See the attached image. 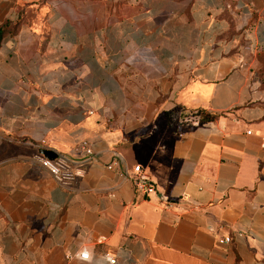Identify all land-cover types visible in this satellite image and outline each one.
I'll list each match as a JSON object with an SVG mask.
<instances>
[{"label":"crops","instance_id":"0c3cea01","mask_svg":"<svg viewBox=\"0 0 264 264\" xmlns=\"http://www.w3.org/2000/svg\"><path fill=\"white\" fill-rule=\"evenodd\" d=\"M177 106L217 116L169 123ZM82 140L99 160L68 183L37 161L77 164ZM105 251L264 264V0H0V264Z\"/></svg>","mask_w":264,"mask_h":264},{"label":"built area","instance_id":"2783aa9c","mask_svg":"<svg viewBox=\"0 0 264 264\" xmlns=\"http://www.w3.org/2000/svg\"><path fill=\"white\" fill-rule=\"evenodd\" d=\"M183 119H188L192 122H196L197 114L185 115L183 116ZM72 151L74 153V156H80L77 164H73L69 158H67L64 154L61 153L56 154L54 158H47L40 154L37 157V161L42 167L47 169L52 174V176L57 182L65 184L73 178L82 175L90 164L99 160V155L92 151L90 145L85 140L76 143ZM116 155L121 156L118 152H116ZM111 164L112 162H108L105 165L106 167L110 168ZM140 171L141 166L139 164H134L130 170L127 168L126 164H124L123 172L124 174L130 176V178L132 179L134 190H137L143 193L144 195H148L149 193L154 192V187L151 183L144 182L142 180ZM221 226L222 224L218 223L210 227L212 235L214 236L215 240L219 243L229 242L230 235L221 232ZM76 255L79 258L86 259L88 257V252L83 249L78 251ZM102 255L103 258L108 261V263L112 264L115 262L114 256L111 255L109 252L105 251L102 253ZM71 256L72 254L70 253L65 254L66 258Z\"/></svg>","mask_w":264,"mask_h":264},{"label":"trees","instance_id":"16d2710c","mask_svg":"<svg viewBox=\"0 0 264 264\" xmlns=\"http://www.w3.org/2000/svg\"><path fill=\"white\" fill-rule=\"evenodd\" d=\"M164 114H165L166 120L169 123H173L176 125L180 123H189L190 120L183 119V116L188 115V114H192V115L197 114V120H196L197 123H203L205 121L212 120L217 116V113L208 112L203 109L184 110V108L181 106L170 108L166 110Z\"/></svg>","mask_w":264,"mask_h":264},{"label":"water","instance_id":"95a60500","mask_svg":"<svg viewBox=\"0 0 264 264\" xmlns=\"http://www.w3.org/2000/svg\"><path fill=\"white\" fill-rule=\"evenodd\" d=\"M40 152L47 158H54L56 156V152L48 147H43L40 149ZM158 197H161V194H157Z\"/></svg>","mask_w":264,"mask_h":264}]
</instances>
